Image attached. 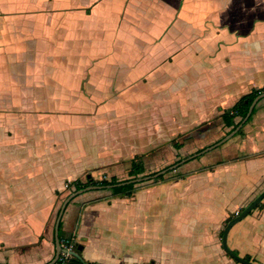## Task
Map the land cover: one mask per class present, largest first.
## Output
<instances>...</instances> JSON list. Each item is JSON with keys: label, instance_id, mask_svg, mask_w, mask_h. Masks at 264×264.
Listing matches in <instances>:
<instances>
[{"label": "crops", "instance_id": "crops-1", "mask_svg": "<svg viewBox=\"0 0 264 264\" xmlns=\"http://www.w3.org/2000/svg\"><path fill=\"white\" fill-rule=\"evenodd\" d=\"M1 2L0 264L54 257L68 181L123 176L135 155L173 137L185 146L205 132L206 147L230 130L224 111L264 87V0ZM253 109L240 131L184 162L183 176L131 195L79 193L61 237H73L82 261L166 264L148 247L170 240L174 212L173 232L193 243L183 264H245L222 235L264 189V96ZM228 244L264 264V198Z\"/></svg>", "mask_w": 264, "mask_h": 264}, {"label": "rangeland", "instance_id": "rangeland-1", "mask_svg": "<svg viewBox=\"0 0 264 264\" xmlns=\"http://www.w3.org/2000/svg\"><path fill=\"white\" fill-rule=\"evenodd\" d=\"M0 5H4L2 2L0 3ZM198 138H195V136H192L189 139H186L184 142L186 143L185 146H182L181 148L177 149V147H174V143H173V137L172 139H167L164 140V142H162L159 146H155L152 147L149 151H147L146 154L150 153L152 150L156 149V152L154 154H150L149 156H145L144 159H146V167H147V172H153V171H157L159 169L164 168L166 165L168 164H172L173 162H175L177 159H179L180 157L183 156H187L191 153L196 152V150L198 148H200L203 143H201L200 141H208L205 139L206 137V133H201V137L204 138V140H200L199 139V135L197 136ZM173 143V144H172ZM188 143V144H187ZM206 152V151H205ZM204 152V153H205ZM201 155V154H199ZM197 155V156H199ZM196 156V157H197ZM183 164V163H182ZM180 164L179 166H177L174 169H171L167 172L164 173V177L165 179H169L170 177L174 176L176 173H180L182 172V170L184 169H189V167L186 166V164L182 165ZM182 165V166H181ZM191 170H193L195 168V166L191 165L190 166ZM129 174L126 171L124 173L123 176H120V178H126L128 177ZM161 181L162 179H157L156 181ZM188 179H184L183 182H181L180 185H177L176 187H174L173 190L175 191H179L182 187L185 188L186 184L185 182H187ZM155 182L153 179H146L144 181H141L138 183V185H146L148 183H152ZM162 185H160L161 187ZM164 186L169 187V184H165ZM98 191L104 190V189H96ZM89 191V190H88ZM196 205H198V203H196L195 205H191L189 206V209L186 211L187 216H189V213H194L193 208H196ZM160 210L154 213L155 217L153 219L154 222L158 223L156 224V229L159 231V238H161V234H162V224L160 222ZM171 219L173 218L174 220H176L175 215L171 214ZM245 217H243L242 219H244ZM169 221V228H170V234H169V241H167V237L166 234H164V245H162V243H157L154 242L152 247H148V253L150 255H152V257H156L158 258L159 261H163L166 264H183L184 260L186 259V257L184 258V251L186 250V248H191V244H193L192 242H190V240H185L183 238L182 235L177 234L175 232H173V229L176 226V222L174 223L173 221ZM242 219H240L239 221H241ZM166 223V221L164 222ZM196 236L192 235L191 237V241L194 240ZM190 242V244H189ZM189 244V247H186V245ZM167 246H169V248H167ZM194 249V248H193Z\"/></svg>", "mask_w": 264, "mask_h": 264}, {"label": "trees", "instance_id": "trees-1", "mask_svg": "<svg viewBox=\"0 0 264 264\" xmlns=\"http://www.w3.org/2000/svg\"><path fill=\"white\" fill-rule=\"evenodd\" d=\"M261 91H264V87L262 89H253L252 91L242 95L239 100L232 106L230 107L228 110L224 111V113L222 114L223 118H224V121L227 125L231 126L230 130L234 129L238 123L241 121V119L246 115L247 111H248V108L251 104V102L253 101V99L261 92ZM254 112V109L253 111L251 112V114ZM250 114V116H251ZM249 116V117H250ZM236 117H239L240 120H236ZM248 117V119H249ZM247 119V120H248ZM229 130V131H230ZM241 128L238 130L240 131ZM228 131V132H229ZM227 132V133H228ZM182 146V143H179V142H176L175 143V147L177 148H180ZM204 148V147H203ZM202 149V148H200ZM198 149V150H200ZM197 150V151H198ZM190 155V154H189ZM188 156V155H187ZM187 156H183V157H180L179 159H177L175 162L179 161L180 159L184 158V157H187ZM173 162V163H175ZM172 163V164H173ZM171 164H168L166 165L165 167L169 166ZM164 167V168H165ZM147 167L145 165V161H144V155L143 154H137L135 155L131 161H130V169L128 171V174L129 176L126 177V178H120L116 175H112L110 177H102V178H94L92 175H88L87 178L85 180L81 179V178H76L74 180H71V181H68L67 182V188H69L71 191H74L76 189H79V188H83L87 185H91V184H98V185H107V184H110V183H115V182H119V181H124V180H127V179H130L132 177H138V176H144V175H149V174H153L155 173L156 171H153V172H147ZM160 170V169H159ZM158 171V170H157ZM184 174L182 172L180 173H176L174 176L175 177H179V176H183ZM149 179H153L154 181H156L157 179H165L164 177V173L163 174H159L158 176L156 177H152V178H149ZM144 181V180H142ZM141 182V181H138V182H127V183H124V184H121V185H115L113 187H106L104 186L103 189H106V190H110L112 192V194H121V195H131L134 193V191L136 190V188L139 186L138 183ZM70 191V192H71ZM69 192V193H70ZM261 203V201L257 204L259 205ZM256 205V206H257ZM255 206V207H256ZM245 207H243L240 212L244 209ZM237 214H232L230 215L228 218H227V222L232 219L233 217H235ZM61 224H62V221L60 220V223H59V237L60 239L62 240L63 238L61 237ZM237 254L238 252L236 250H234ZM246 259H249L251 260V257L250 255H245L244 256ZM73 262L75 264H105V263H97V262H86V261H82L81 259L77 258V257H74L73 258Z\"/></svg>", "mask_w": 264, "mask_h": 264}, {"label": "water", "instance_id": "water-1", "mask_svg": "<svg viewBox=\"0 0 264 264\" xmlns=\"http://www.w3.org/2000/svg\"><path fill=\"white\" fill-rule=\"evenodd\" d=\"M264 96V91L259 93L254 99L253 101L251 102L249 108H248V111L246 113V115L241 119V121L238 123V125L232 129L229 133H227L226 135H224L221 139L217 140L216 142L188 155L187 157H184L182 159H180L179 161L165 167V168H162L158 171H156L155 173L153 174H149V175H144V176H138V177H132L130 179H127V180H124V181H119V182H115V183H110V184H107V185H98V184H91V185H87L83 188H79V189H76L74 191H71L70 193H68V195L65 197V199L63 200L61 206H60V209L58 211V215H57V219H56V225H55V240H56V251H55V255L54 257L47 263L45 264H51L53 263L59 256V253L62 249L61 247V243H60V237H59V223H60V220H61V217H62V214L64 212V209L67 205V203L73 198L75 197L76 195H78L79 193H82L83 191H88V190H92V189H103L104 186L106 187H113L115 185H121V184H124V183H127V182H138V181H142V180H146V179H149V178H152V177H156L158 176L159 174H163L171 169H174L176 168L177 166H179L180 164L188 161L189 159L193 158V157H196L197 155L199 154H202L204 153L205 151H208L220 144H222L223 142H225L227 139H229L232 135H234L240 128L241 126L246 122V120L248 119V117L250 116L257 100ZM264 198V189L263 191H261V193H259L257 196H255L246 206L245 208L240 212L238 213L235 217H233L232 219H230L227 224L225 225L224 229H223V235H222V244L225 248V250L230 254L232 255L234 258H237L239 261L245 263V264H257L255 263L254 261L252 260H249V259H246L245 257L237 254L228 244V233L231 229V227L236 223L238 222L240 219H242L243 217H245L249 211L251 209H253L262 199ZM72 253L79 259H81V256L80 254L76 251V250H72Z\"/></svg>", "mask_w": 264, "mask_h": 264}, {"label": "built area", "instance_id": "built-area-1", "mask_svg": "<svg viewBox=\"0 0 264 264\" xmlns=\"http://www.w3.org/2000/svg\"><path fill=\"white\" fill-rule=\"evenodd\" d=\"M60 243L62 249L58 258L51 264H75L73 258L76 256L72 253V250L75 249L73 237H65L60 240Z\"/></svg>", "mask_w": 264, "mask_h": 264}]
</instances>
